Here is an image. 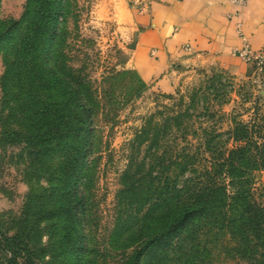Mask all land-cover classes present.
<instances>
[{
    "label": "trees",
    "instance_id": "1",
    "mask_svg": "<svg viewBox=\"0 0 264 264\" xmlns=\"http://www.w3.org/2000/svg\"><path fill=\"white\" fill-rule=\"evenodd\" d=\"M61 3L26 0L20 18L0 26V86L6 93V85L14 81L22 113L21 131H4L0 143L33 149L61 145L67 162L60 176L68 185L62 198L68 210L59 211L79 233L84 210L80 180L86 177L85 158L93 150L90 125L96 101L86 81L56 61L55 47L64 36L57 28ZM220 78L209 77L205 93L199 95L224 103L227 92ZM251 113L246 122L231 115L229 127L219 131L193 129L191 114L171 110L162 127L145 123L134 135L136 150L148 139L149 163L143 171L129 160L132 171L122 174L120 192L129 200L121 230L129 241H138L128 264H140L143 257L148 264H210L207 237L230 241L234 264H264V206L249 178L264 170V112L255 108ZM3 122L1 118V126ZM165 137L167 149L159 153ZM71 237L67 230L65 243ZM68 248L73 250L74 244ZM0 252L6 255L5 264H31L32 253L17 234L0 233Z\"/></svg>",
    "mask_w": 264,
    "mask_h": 264
},
{
    "label": "rangeland",
    "instance_id": "2",
    "mask_svg": "<svg viewBox=\"0 0 264 264\" xmlns=\"http://www.w3.org/2000/svg\"><path fill=\"white\" fill-rule=\"evenodd\" d=\"M25 2L0 0L2 28L20 18ZM60 6L57 28L64 36L55 47L56 61L86 81L96 101L90 125L93 150L85 158L86 177L80 180L79 194L84 197L80 232L73 230L60 212L68 210L62 198L68 185L60 176L67 162L61 145L33 149L5 142L0 143V233L20 236L32 253L31 264H128L138 241H129L121 230L129 200L120 192L122 174L132 171L129 160L139 163L143 171L149 163L145 151L148 139L136 150L134 135L145 123L162 127L171 110L191 114L193 129L202 126L219 131L229 127L231 115L246 122L253 109L263 113L264 63H243L247 68L237 76L204 65L181 68L170 92L155 91L127 66L129 15L123 0H62ZM3 70L0 54V78ZM212 75L221 76L227 92L224 103L211 95H199L205 93L206 80ZM12 83L6 85V93L0 86V136L4 131H21L22 113L16 97L20 92ZM167 145L165 137L159 143V153ZM249 178L256 200L264 206V170ZM56 212H60L57 217ZM67 230L72 237L65 243ZM204 240L210 264H234L230 241ZM72 243L74 248L69 251ZM143 258L140 264H148V258ZM5 260L6 255L0 252V264Z\"/></svg>",
    "mask_w": 264,
    "mask_h": 264
},
{
    "label": "crops",
    "instance_id": "3",
    "mask_svg": "<svg viewBox=\"0 0 264 264\" xmlns=\"http://www.w3.org/2000/svg\"><path fill=\"white\" fill-rule=\"evenodd\" d=\"M127 66L144 84L168 93L181 68L204 65L242 75L233 55L246 43L264 51V0H149L145 13L128 7ZM241 38L237 34V27Z\"/></svg>",
    "mask_w": 264,
    "mask_h": 264
},
{
    "label": "built area",
    "instance_id": "4",
    "mask_svg": "<svg viewBox=\"0 0 264 264\" xmlns=\"http://www.w3.org/2000/svg\"><path fill=\"white\" fill-rule=\"evenodd\" d=\"M128 7L135 10L137 13H145L150 5L149 0H125ZM233 4L240 6L244 0H232ZM237 34L241 38L239 32V25H236ZM233 55L239 58L243 63L247 65L260 66L264 63V51L252 50L246 43L242 44L240 48L233 50Z\"/></svg>",
    "mask_w": 264,
    "mask_h": 264
}]
</instances>
